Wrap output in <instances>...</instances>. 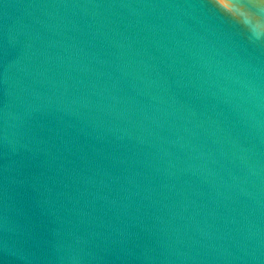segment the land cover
Wrapping results in <instances>:
<instances>
[{
  "label": "water",
  "instance_id": "obj_1",
  "mask_svg": "<svg viewBox=\"0 0 264 264\" xmlns=\"http://www.w3.org/2000/svg\"><path fill=\"white\" fill-rule=\"evenodd\" d=\"M0 0V264H264V12Z\"/></svg>",
  "mask_w": 264,
  "mask_h": 264
},
{
  "label": "bare ground",
  "instance_id": "obj_2",
  "mask_svg": "<svg viewBox=\"0 0 264 264\" xmlns=\"http://www.w3.org/2000/svg\"><path fill=\"white\" fill-rule=\"evenodd\" d=\"M230 4L234 7H239L238 9L233 7V10L237 11L238 13H243L246 15V17L248 15L250 18L262 22L261 17H259L255 12L251 11L247 5L255 6L256 9L258 8L261 10V12H264V0H231ZM230 8L232 9V6Z\"/></svg>",
  "mask_w": 264,
  "mask_h": 264
},
{
  "label": "rangeland",
  "instance_id": "obj_3",
  "mask_svg": "<svg viewBox=\"0 0 264 264\" xmlns=\"http://www.w3.org/2000/svg\"><path fill=\"white\" fill-rule=\"evenodd\" d=\"M220 1H221V0H220ZM220 1H219V2H220ZM220 3L224 5V3H222V2H220ZM228 5H229V7H228V6H226V7L230 8V7L232 6V9H233V7H234L233 5H231V4H228ZM235 7H236V6H235ZM235 7H234V8H235ZM238 8H239V7H238ZM238 8L236 7L235 9H238ZM236 12H237V11H236ZM240 14H242L243 16L245 15V14H243V13H240ZM245 17H246V15H245ZM247 17L250 18L248 15H247ZM251 19H252V18H251Z\"/></svg>",
  "mask_w": 264,
  "mask_h": 264
},
{
  "label": "snow or ice",
  "instance_id": "obj_4",
  "mask_svg": "<svg viewBox=\"0 0 264 264\" xmlns=\"http://www.w3.org/2000/svg\"><path fill=\"white\" fill-rule=\"evenodd\" d=\"M222 3H224L225 6H228V4L231 3V0H221Z\"/></svg>",
  "mask_w": 264,
  "mask_h": 264
}]
</instances>
